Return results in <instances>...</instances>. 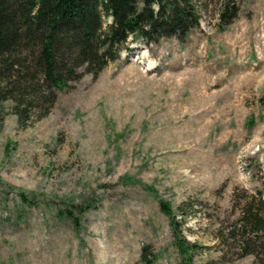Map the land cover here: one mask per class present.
<instances>
[{
    "label": "rangeland",
    "instance_id": "1",
    "mask_svg": "<svg viewBox=\"0 0 264 264\" xmlns=\"http://www.w3.org/2000/svg\"><path fill=\"white\" fill-rule=\"evenodd\" d=\"M222 1L199 0L182 38L129 35L43 117L0 103V264H143L142 247L264 264L237 230L247 202L264 214V0H227V24Z\"/></svg>",
    "mask_w": 264,
    "mask_h": 264
},
{
    "label": "trees",
    "instance_id": "2",
    "mask_svg": "<svg viewBox=\"0 0 264 264\" xmlns=\"http://www.w3.org/2000/svg\"><path fill=\"white\" fill-rule=\"evenodd\" d=\"M198 2L0 0V103L10 102L9 113L18 126L43 117L58 91L84 74L95 78L117 57L129 35L146 41L185 36L198 24ZM220 4L218 16L227 24L236 9L227 0ZM4 117L0 113V129ZM262 207L249 201L238 217L239 243L245 252L253 251L248 240L254 248L264 246ZM187 245L177 244L180 249ZM148 253L142 247L143 264L152 262Z\"/></svg>",
    "mask_w": 264,
    "mask_h": 264
}]
</instances>
